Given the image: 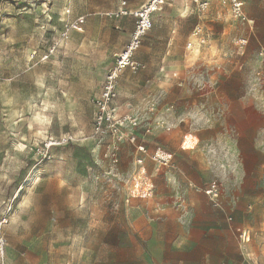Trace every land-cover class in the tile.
Here are the masks:
<instances>
[{
	"label": "rangeland",
	"instance_id": "374dc122",
	"mask_svg": "<svg viewBox=\"0 0 264 264\" xmlns=\"http://www.w3.org/2000/svg\"><path fill=\"white\" fill-rule=\"evenodd\" d=\"M147 1L0 0V234L7 242L6 264H157L128 222L131 147L119 144L113 157L91 134V100L135 22L118 15L120 8L125 3L122 10L132 11ZM168 3L136 53L143 68L125 71L119 81L128 96L123 108L150 129L154 142L189 130V118L176 123V117L203 103L208 75L237 70L236 56L224 52L238 20L224 6L212 0L197 13L191 0ZM216 11L219 16L212 15ZM196 26L200 34H193ZM67 137L72 143L64 145ZM50 141L55 145L47 148ZM261 208L255 216L260 221L247 220L245 229L264 264ZM7 214L9 224L2 226Z\"/></svg>",
	"mask_w": 264,
	"mask_h": 264
},
{
	"label": "crops",
	"instance_id": "0c3cea01",
	"mask_svg": "<svg viewBox=\"0 0 264 264\" xmlns=\"http://www.w3.org/2000/svg\"><path fill=\"white\" fill-rule=\"evenodd\" d=\"M241 1L246 20H238L235 31H228L229 47L224 52L236 56V73L208 75L210 89L202 95L203 103L192 104L187 115L176 117L177 123L187 116L189 130L164 136L161 142H154L152 133L139 134L150 152L159 146L173 154L171 168H157L146 159V174L153 185L160 171L155 194L128 205L132 232L145 243L148 259L157 264H261L245 228L247 220L251 225L260 221L255 216L264 207V0ZM195 29L202 32L198 26ZM237 40H246V45L240 48ZM120 78L118 104L124 113L128 110L122 102L128 96L119 87ZM188 135L193 141L185 142ZM128 147L133 155L129 175L138 155L133 146ZM212 182L219 184V209L212 207L202 191ZM5 217L7 223L2 226L9 224V214ZM237 228L249 234L248 242L240 241ZM6 250L7 242L4 264Z\"/></svg>",
	"mask_w": 264,
	"mask_h": 264
},
{
	"label": "built area",
	"instance_id": "2783aa9c",
	"mask_svg": "<svg viewBox=\"0 0 264 264\" xmlns=\"http://www.w3.org/2000/svg\"><path fill=\"white\" fill-rule=\"evenodd\" d=\"M169 0H148L143 6L133 11L122 10L125 3L122 4L118 15H130L134 18L133 30L123 48L116 54L113 64L105 72L98 95L91 100L92 108V136L100 145H105L109 153L115 157L119 144L126 143L134 147L138 155L134 159V169L128 175L126 183V199L129 204L133 199L147 200L154 195V185L148 178L145 169V161L148 159L157 168L173 167V154L156 146L151 152L147 149L144 142L145 136H149L151 131L148 127L141 128L140 123L136 120L130 111L121 112V106L118 104L117 84L120 76L124 71L130 70L133 73L143 68V63L136 59V53L141 48L142 41L153 25V17L156 15ZM222 6L228 8L232 17L239 21H245L246 17L243 11L244 3L241 0H219ZM197 13H203L210 6L209 0H191ZM84 21L78 19L74 27L82 31ZM199 29H195L193 34H198ZM236 44L240 48L246 45V40H237ZM190 47V45H188ZM170 130L169 127H166ZM142 134L143 137H140ZM106 139L110 142L107 144ZM73 138L63 139L64 145L72 143ZM54 142V141H53ZM50 141L47 148L55 145ZM116 160V158H115ZM195 190H201L192 184L188 185ZM208 197L212 207L219 209L221 207L218 199L220 188L218 182H212L202 190ZM8 215V214H7ZM229 221L232 218H228ZM7 223V217L3 218L1 225ZM241 242L249 241V234L237 228L235 230ZM6 241L0 235V264H4Z\"/></svg>",
	"mask_w": 264,
	"mask_h": 264
}]
</instances>
